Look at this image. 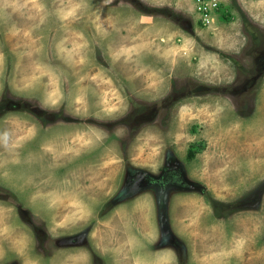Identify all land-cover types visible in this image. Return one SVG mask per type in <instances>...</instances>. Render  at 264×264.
<instances>
[{"label":"rangeland","instance_id":"obj_1","mask_svg":"<svg viewBox=\"0 0 264 264\" xmlns=\"http://www.w3.org/2000/svg\"><path fill=\"white\" fill-rule=\"evenodd\" d=\"M221 1L0 0V264H264V0Z\"/></svg>","mask_w":264,"mask_h":264},{"label":"flooded vegetation","instance_id":"obj_2","mask_svg":"<svg viewBox=\"0 0 264 264\" xmlns=\"http://www.w3.org/2000/svg\"><path fill=\"white\" fill-rule=\"evenodd\" d=\"M256 38L259 39V36H257ZM254 51L258 52V49L254 50ZM254 51H253V53H254ZM258 55L259 54H257L255 56L257 66L259 67L260 66L259 63H261V65L264 67V52H262L259 56ZM245 88H248V86L246 85ZM234 92L235 91L233 90L232 93H234ZM173 100H177V97H173ZM169 104H170V102H169ZM183 164L184 163L182 161L176 160L173 155L167 154L165 157L163 169L159 173L160 176L150 178L151 182L158 181L157 183L153 182V183H155L157 188L159 187L158 189H161L163 186L165 187V183L171 184L173 186V188H185V189L191 188L193 186V183L190 182V180L187 178L186 174L184 173L185 171L183 169ZM129 176L132 177V180L134 179L137 182H139L138 180L140 178L148 177V179H149L150 174L148 172L142 170L141 168L140 169L133 168L132 173ZM169 189H171V186L169 187ZM172 231L173 230H170V231H167V233H166L165 231H163L161 229L160 238L162 239V241L172 242L174 240H177V238L175 236L176 234L173 233ZM161 246H165V245H161Z\"/></svg>","mask_w":264,"mask_h":264},{"label":"built area","instance_id":"obj_3","mask_svg":"<svg viewBox=\"0 0 264 264\" xmlns=\"http://www.w3.org/2000/svg\"><path fill=\"white\" fill-rule=\"evenodd\" d=\"M195 10L203 24L208 25L216 20V15L222 9L221 0H194Z\"/></svg>","mask_w":264,"mask_h":264},{"label":"water","instance_id":"obj_4","mask_svg":"<svg viewBox=\"0 0 264 264\" xmlns=\"http://www.w3.org/2000/svg\"><path fill=\"white\" fill-rule=\"evenodd\" d=\"M143 180H144L143 178H140L138 180L142 184H141V186H138V187H134L133 188V194L132 195L138 193L141 189H143ZM150 183L155 185V183H153L151 181H150ZM151 184L148 183V186L150 187ZM167 188H168V186H165V187L163 186L158 193H160L163 196L164 195H168ZM160 225H161V228H162L163 231H165V228H167V227L169 228V229H167L168 231L172 230L171 227H169V223H168V220L167 219H164L163 221H161Z\"/></svg>","mask_w":264,"mask_h":264},{"label":"trees","instance_id":"obj_5","mask_svg":"<svg viewBox=\"0 0 264 264\" xmlns=\"http://www.w3.org/2000/svg\"><path fill=\"white\" fill-rule=\"evenodd\" d=\"M243 19H244L245 21L247 20L246 17H243ZM252 24H253V23H252ZM252 24H251V25H252ZM254 26H256V25H255V24L252 25V30H251V34H252V36H253V35H257L256 32L254 31V30H255ZM256 28H257V27H256ZM253 29H254V30H253ZM256 37H257V36H256ZM258 41H259V39H258ZM258 41H257V42H258ZM198 145H200V144H197V143H196V144H194V145L190 148V150H189V155H188V156H189V157H188L189 159H192L193 157H195V155H196V150H197Z\"/></svg>","mask_w":264,"mask_h":264},{"label":"clouds","instance_id":"obj_6","mask_svg":"<svg viewBox=\"0 0 264 264\" xmlns=\"http://www.w3.org/2000/svg\"><path fill=\"white\" fill-rule=\"evenodd\" d=\"M248 207V205H246Z\"/></svg>","mask_w":264,"mask_h":264},{"label":"crops","instance_id":"obj_7","mask_svg":"<svg viewBox=\"0 0 264 264\" xmlns=\"http://www.w3.org/2000/svg\"><path fill=\"white\" fill-rule=\"evenodd\" d=\"M218 221V220H217ZM195 232V231H194ZM197 233V232H196Z\"/></svg>","mask_w":264,"mask_h":264}]
</instances>
